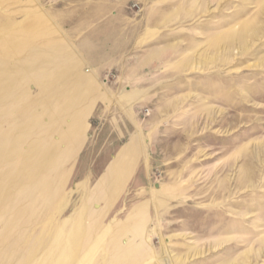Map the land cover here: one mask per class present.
I'll return each instance as SVG.
<instances>
[{
	"label": "rangeland",
	"instance_id": "obj_1",
	"mask_svg": "<svg viewBox=\"0 0 264 264\" xmlns=\"http://www.w3.org/2000/svg\"><path fill=\"white\" fill-rule=\"evenodd\" d=\"M97 263L264 264V0H0V264Z\"/></svg>",
	"mask_w": 264,
	"mask_h": 264
},
{
	"label": "crops",
	"instance_id": "obj_2",
	"mask_svg": "<svg viewBox=\"0 0 264 264\" xmlns=\"http://www.w3.org/2000/svg\"><path fill=\"white\" fill-rule=\"evenodd\" d=\"M92 86L87 85V86H82V88H75L74 91H77L79 89L80 92H83L86 94V92H93V89L91 88ZM80 121H78L79 123ZM78 137L74 136L73 140H77ZM134 144V142H133ZM132 143H128L126 146L122 147L121 150L119 151L120 154L124 155V156H128L131 155V151H134V147L135 144L133 145ZM134 148V149H133ZM133 153V152H132ZM119 155V154H117ZM143 225V217L142 216H138L137 217V222H133V224L128 225V228L130 229V232L133 233V231L136 232V234H138L139 231H141ZM111 244L113 245V247H118V242L116 241V239L111 241ZM110 245V246H112ZM119 249L123 250L122 248L119 247ZM124 251V250H123ZM98 264V263H97Z\"/></svg>",
	"mask_w": 264,
	"mask_h": 264
}]
</instances>
